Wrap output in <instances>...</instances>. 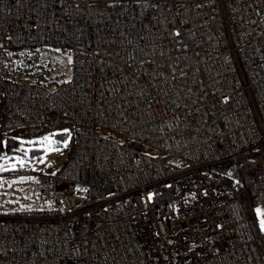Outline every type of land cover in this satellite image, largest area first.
<instances>
[{
  "label": "built area",
  "instance_id": "1",
  "mask_svg": "<svg viewBox=\"0 0 264 264\" xmlns=\"http://www.w3.org/2000/svg\"><path fill=\"white\" fill-rule=\"evenodd\" d=\"M0 113L74 138L0 196V264H264V0H0Z\"/></svg>",
  "mask_w": 264,
  "mask_h": 264
},
{
  "label": "rangeland",
  "instance_id": "2",
  "mask_svg": "<svg viewBox=\"0 0 264 264\" xmlns=\"http://www.w3.org/2000/svg\"><path fill=\"white\" fill-rule=\"evenodd\" d=\"M50 57L62 61L58 53L49 54ZM64 55L71 61L72 57L68 52H64ZM66 65V64H65ZM70 74H68V79ZM71 130L68 126L56 127L49 130L47 133L31 138L20 137L17 142V151L12 152L10 155L5 156L6 169L16 170L21 167L19 161L23 160L24 165L21 168L29 170V165L33 166L35 170L40 164L44 165V171H48L50 165L54 166V170L60 169L64 162V155L59 156V151L61 146H57L58 137L65 136ZM45 138H50V143L44 142ZM70 138L62 140L61 143L67 144ZM40 151V157L31 158L32 155ZM15 166V167H13ZM26 167V168H25ZM24 169L20 172L18 176L4 177L0 182V196L3 198V202L6 204L8 202H16L20 200L23 195L24 198H30L36 192V186L39 182V177L37 176H27L22 174ZM261 208L257 212V221L260 226L264 227V217Z\"/></svg>",
  "mask_w": 264,
  "mask_h": 264
},
{
  "label": "trees",
  "instance_id": "3",
  "mask_svg": "<svg viewBox=\"0 0 264 264\" xmlns=\"http://www.w3.org/2000/svg\"><path fill=\"white\" fill-rule=\"evenodd\" d=\"M12 69L21 70L23 73L33 70V68H29L23 63L17 64L14 61L12 62ZM35 74L36 72H34V75ZM0 118H1V113H0ZM56 127H61V126H51V127L43 126L37 128H24V129L13 130L10 132H4L0 134V164L4 165V170L0 171V175L9 176L10 173L13 171H22L24 169L21 167L16 170L6 169V164H4V162L6 161L5 156L10 155L12 152L17 151V142L20 137H24V138L38 137ZM66 138H70L69 142L67 144L61 143L62 140ZM56 143L58 147L60 146L62 147L61 150L59 151V156H61V154L65 156L62 165L63 167L66 161L68 160V158L70 157V155L72 154L74 148V138L72 135V131L69 130V133L67 135L58 137V141ZM40 153H41L40 151L35 152L31 158L40 157ZM47 169H48L47 172L55 171L53 165H50ZM60 169H58L57 171H59ZM29 170L32 173L41 175L44 172V165L40 164L37 170H35L33 166L29 165ZM242 172H243L244 181L239 186V193L243 200L249 219L251 220V223L253 225L254 231L257 233L258 228L256 227V218L251 212L250 205L251 204L253 206L258 205L264 212V170H255L249 167H243Z\"/></svg>",
  "mask_w": 264,
  "mask_h": 264
},
{
  "label": "snow or ice",
  "instance_id": "4",
  "mask_svg": "<svg viewBox=\"0 0 264 264\" xmlns=\"http://www.w3.org/2000/svg\"><path fill=\"white\" fill-rule=\"evenodd\" d=\"M44 142L50 143V138H45V141ZM19 163H20L21 167H23L24 161L23 160H20ZM13 167H15V166H13ZM3 170H4V165L3 164H0V171H3ZM262 223H264V222H262Z\"/></svg>",
  "mask_w": 264,
  "mask_h": 264
},
{
  "label": "crops",
  "instance_id": "5",
  "mask_svg": "<svg viewBox=\"0 0 264 264\" xmlns=\"http://www.w3.org/2000/svg\"><path fill=\"white\" fill-rule=\"evenodd\" d=\"M263 217H264V214H263ZM262 228H264L263 226H261Z\"/></svg>",
  "mask_w": 264,
  "mask_h": 264
}]
</instances>
